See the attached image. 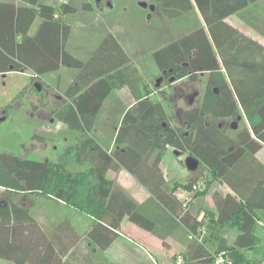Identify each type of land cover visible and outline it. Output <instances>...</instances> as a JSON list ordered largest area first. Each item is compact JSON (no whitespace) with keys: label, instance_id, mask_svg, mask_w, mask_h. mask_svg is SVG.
<instances>
[{"label":"trees","instance_id":"16d2710c","mask_svg":"<svg viewBox=\"0 0 264 264\" xmlns=\"http://www.w3.org/2000/svg\"><path fill=\"white\" fill-rule=\"evenodd\" d=\"M158 1V9L168 18L180 17L195 6L204 25L151 52L159 74L156 79L167 75L158 87L155 81L150 87L110 32L99 40L85 61L64 48L69 27L60 21L59 14L76 11L74 6L50 5L41 0H0V74L29 70L41 77L61 67L77 70L62 99L50 111L51 118L74 133V144L55 161L0 153V187L8 192L48 197L89 216L93 225L85 237L100 250L118 236L124 218L164 238L156 224L160 213H165L185 226L195 242L190 250L178 254L186 264H212L214 255L220 252L228 254L233 264H258L264 260V241L257 231L258 222L264 219V164L256 156L264 146V70L257 82L246 77L231 78L230 90L222 70L228 71L232 65L225 53H236L233 45L238 37L225 19L238 14L255 29L263 27L259 25L264 24V19L259 10L257 13L258 0ZM35 20L36 30L29 34ZM217 54L224 61L223 66ZM240 67L256 70L254 62H243ZM200 71L209 73L207 88L192 108L182 110L186 124L171 123L161 103L166 99L164 86H168L169 78L179 80L185 75L195 82ZM124 86L134 103L128 108L119 106L117 128L110 126L112 129L105 132L109 139L101 140L95 133L99 127L95 119L106 110L105 103L114 96L113 91ZM212 86L218 88V95L211 91ZM153 91L160 95L155 101L150 98ZM242 113L249 129L230 136L229 120H236ZM208 119L225 122L219 127L208 124ZM33 137L46 139L43 134ZM167 147L186 152L198 161V166L189 171L185 183L173 182L166 192L160 162ZM118 168L128 171L147 189L145 204L136 203L107 176L108 170ZM206 169L213 181L225 185L227 191L213 192L214 208L202 209L201 218H197L188 206L191 199L204 195L212 183L205 181L202 190L192 188L199 182L200 171ZM177 189L183 192L182 196L176 194ZM205 220L217 228L213 251L206 246L207 239L200 241ZM226 228L236 230L230 244L219 234ZM38 229L30 209L19 200L0 202V259L14 258V264H19L13 255L19 247L18 240L29 238V233Z\"/></svg>","mask_w":264,"mask_h":264},{"label":"rangeland","instance_id":"374dc122","mask_svg":"<svg viewBox=\"0 0 264 264\" xmlns=\"http://www.w3.org/2000/svg\"><path fill=\"white\" fill-rule=\"evenodd\" d=\"M41 1L49 2L50 5L67 3L77 9L67 14H59L60 21L69 27V34L64 41L66 50L85 61L89 57L90 50L106 33L110 32L116 37L131 60H134L136 71L150 87L159 76L151 52L186 34L191 29L204 25L195 6L190 12L181 14L180 17L168 18L158 9V0ZM140 2H145L146 7L140 6ZM149 5L153 6L152 10L149 9ZM85 7H90V9H85ZM258 10L260 18L264 19V0H258L257 13ZM225 21L238 33L236 43L233 45L236 53L233 54L230 51L225 53V57L227 60L230 59V64H232L230 65V79L246 77L250 82H257L258 75L264 70V36L262 34L264 24L259 22V25H263V27L258 26V29H255L253 25L242 20L238 14L229 16ZM37 24L38 21L35 20L29 34H34ZM217 57L223 66L224 61L221 56L217 54ZM243 62H254L256 70H243L240 67ZM76 73V69L61 67L59 70L41 77L34 76L29 70L0 74V153H13L33 160L55 161L74 144L75 141L71 135L73 132L63 129V125L57 122L58 120L51 118L50 111L62 99L64 90L73 81ZM183 81L188 94L193 89H198L200 92L204 90L205 78H198L195 83H188L186 79ZM174 84L178 85V89H183V85L179 84V81ZM114 93H116L115 90L113 95ZM169 93V89L164 87L166 99L161 103L166 112L171 114L170 122L175 124L178 123L177 119L172 116L175 106L179 108L185 106L181 98L175 105L169 103L167 101ZM150 98L155 101L160 98V95L153 91ZM219 121L222 120L214 119L215 123ZM232 121L235 120L232 119ZM246 128L249 129L248 119L242 113L241 119L236 121V128L230 129L227 133L230 136H235L238 131ZM39 134L45 135V141H39L40 138L33 137ZM186 157V152L176 151L171 147H167L164 151L162 162L165 170L173 171L178 174L177 177L184 178L183 182L176 180L173 182L183 184L187 181L189 171L184 164ZM259 157L264 161V146L261 148ZM199 178V181H204V183L205 181H212V183L215 181L207 169L200 171ZM177 191L180 194L183 193L180 189ZM23 195L21 192H8L0 187V202H6L9 199H22ZM197 201L196 207L207 209L214 207L211 199ZM257 225V231L264 241V223L259 221ZM216 231L217 229H214L205 220L204 238L206 237V246L211 251L216 246L213 237ZM219 234L224 237L227 244H230L236 235V230L226 228L219 231Z\"/></svg>","mask_w":264,"mask_h":264},{"label":"crops","instance_id":"0c3cea01","mask_svg":"<svg viewBox=\"0 0 264 264\" xmlns=\"http://www.w3.org/2000/svg\"><path fill=\"white\" fill-rule=\"evenodd\" d=\"M48 4L51 3L48 2ZM115 92L114 96L105 103L104 109L106 110L101 111L95 119L96 127L99 126L95 129V133L101 140L109 139L108 134L105 133L106 129H112L110 126L117 128L115 125L119 124L117 116L121 113L120 107L128 108L134 103L126 86L115 89ZM62 125L65 129V125ZM71 135L74 136V133ZM260 151L256 156L264 164L259 157ZM164 167L161 160L160 169L166 180L163 189L167 192L172 187L171 181L183 182L184 178L177 177L178 174L173 171H166ZM106 174L136 203L145 204L147 202L149 197L147 189L128 171L118 168L108 170ZM225 191H227L225 185L214 181L204 195L191 199L188 206L189 211L194 217L197 215V218H201L202 209L205 208L196 207L197 200L211 199L212 202L213 192L225 193ZM23 194L22 199L17 200L30 209L39 229L29 233V238L22 237L18 240L19 247L13 255H16L19 264H171L176 255L190 250L195 245L185 226L169 218L167 214L160 213V222L156 225L161 229L159 230L161 235L165 234L164 238L124 218L120 223L118 236L107 248L100 250L85 237L86 232L93 225L92 218L57 200L40 195ZM176 194L182 196L183 193L180 194L177 191ZM63 222L66 223L58 228ZM204 226L205 224L202 230ZM203 235L200 241L205 239ZM0 264H14V258L0 259Z\"/></svg>","mask_w":264,"mask_h":264},{"label":"flooded vegetation","instance_id":"af4514ba","mask_svg":"<svg viewBox=\"0 0 264 264\" xmlns=\"http://www.w3.org/2000/svg\"><path fill=\"white\" fill-rule=\"evenodd\" d=\"M230 58V57H229ZM229 61H230V59H229ZM230 64V63H229ZM223 70V72H224V75H225V81L227 82V85H228V87H229V90H230V65H229V69H228V71L226 70V68H223L222 69ZM170 73V72H169ZM165 75H167V73H164L163 74V78H161L160 79V81L157 83L156 81H157V79H155V86L156 87H158L159 86V84H160V82H161V80L162 81H164L165 80ZM197 75H198V77H197V79H196V81H198V78H205V84H204V89H206L207 88V83H208V81L210 80L209 79V73L208 72H204V71H200V72H198L197 73ZM162 77V76H161ZM171 79H173V78H169L168 79V86H164V87H166L167 89H169V91H170V93H169V95L167 96V101L169 102V103H172L173 105H175L176 104V102H177V100L178 99H182L183 100V104H184V108H187V109H190V108H192L193 106H194V104H195V102H196V100L197 99H200L201 98V95H202V93L203 92H200L198 89H193V90H190L189 91V94H188V92L186 93V87H185V83H184V81L183 80H188L187 79V77H186V75L185 76H183V77H181V78H179V80H173V81H171L170 82V80ZM179 81V84H182L183 85V89H178V85H176V84H174V82L176 83V82H178ZM195 81V82H196ZM195 82H190L189 80H188V83H195ZM193 88H195V87H193ZM211 91L215 94V95H218L220 92H219V90H218V88H216L215 86H212L211 87ZM184 108H182V107H177V106H175V109H174V112H173V114H172V116H174L176 119H177V121H178V123H181V124H184L185 123V121L182 119V110L184 109ZM169 116L171 117V114H169ZM237 117H239V119L238 120H240L241 119V115L240 116H237ZM237 120V118H236V120L235 121H238ZM224 122H225V120L223 121H219L218 123H216L217 124V126H221L222 124H224ZM207 123L209 124H213V123H215V122H213V119H208L207 120ZM233 123H234V121H230L229 120V127H231V125H233ZM186 124V123H185ZM188 126V125H187ZM188 128V127H187ZM236 128V127H235ZM235 128H232L231 127V129H235ZM188 130V129H187ZM185 134L187 135V132L185 131ZM188 156V155H187Z\"/></svg>","mask_w":264,"mask_h":264},{"label":"built area","instance_id":"2783aa9c","mask_svg":"<svg viewBox=\"0 0 264 264\" xmlns=\"http://www.w3.org/2000/svg\"><path fill=\"white\" fill-rule=\"evenodd\" d=\"M193 190H202L205 188L204 181H199L193 185ZM172 264H186L183 257L181 255H178L174 263ZM212 264H233V261L230 259V256L226 254L225 252H220L214 255L213 263ZM258 264H264V260L261 261Z\"/></svg>","mask_w":264,"mask_h":264},{"label":"water","instance_id":"95a60500","mask_svg":"<svg viewBox=\"0 0 264 264\" xmlns=\"http://www.w3.org/2000/svg\"><path fill=\"white\" fill-rule=\"evenodd\" d=\"M139 4L142 7H146V3L145 2H140ZM149 9L152 10L153 9V6L152 5H149ZM161 78L162 77H159L156 82L158 83ZM171 81H173V79H171L170 82ZM238 119H239V117H237V120ZM1 120H3V118H1ZM231 127L232 128H235L236 127V121H234V123H233V125H231ZM184 164H185V167H186V169L188 171H193V170H195L197 168L198 161L195 158H193L192 156H187L186 159H185Z\"/></svg>","mask_w":264,"mask_h":264}]
</instances>
